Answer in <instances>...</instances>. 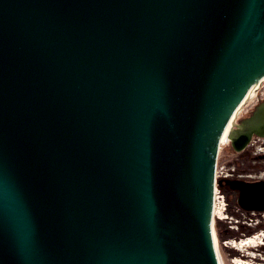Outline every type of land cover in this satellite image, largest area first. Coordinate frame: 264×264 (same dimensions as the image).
<instances>
[{
	"label": "water",
	"instance_id": "obj_1",
	"mask_svg": "<svg viewBox=\"0 0 264 264\" xmlns=\"http://www.w3.org/2000/svg\"><path fill=\"white\" fill-rule=\"evenodd\" d=\"M263 79L264 0H0V264H222L219 140Z\"/></svg>",
	"mask_w": 264,
	"mask_h": 264
},
{
	"label": "rangeland",
	"instance_id": "obj_2",
	"mask_svg": "<svg viewBox=\"0 0 264 264\" xmlns=\"http://www.w3.org/2000/svg\"><path fill=\"white\" fill-rule=\"evenodd\" d=\"M261 90H264V81L258 86L252 100H250L248 104L254 101L253 99L260 94ZM248 104H246L241 110V113L237 117V122L240 121ZM263 152V145L257 147L250 145L242 151H236L231 145V140H229V142L223 143L219 147L216 163L220 171L228 170L231 172L233 176L232 178L246 180L260 179L264 176V168L262 167V162L264 161L258 157L261 156L260 154ZM223 192L227 202L226 212L228 218L217 219L216 217V220L219 222L221 221L223 227L226 226L229 228L225 237L221 239L217 236V247L224 264H235L232 261V258L234 257L246 259L251 264H264V242L257 246L252 244L253 246L250 245L239 248L223 243V240L225 239L234 238L235 240H239L240 238L257 233L264 234V212L244 210L237 204V195L235 191H230L228 193L225 191ZM216 220L215 222H217ZM257 225L260 227H257Z\"/></svg>",
	"mask_w": 264,
	"mask_h": 264
},
{
	"label": "flooded vegetation",
	"instance_id": "obj_3",
	"mask_svg": "<svg viewBox=\"0 0 264 264\" xmlns=\"http://www.w3.org/2000/svg\"><path fill=\"white\" fill-rule=\"evenodd\" d=\"M263 81L264 80H262V82ZM253 100L254 101L248 104L243 116L240 118V121L237 122L238 125H234L235 129L233 130V133L235 134L238 132V130L244 129L250 134V139L247 146H264V90H261L260 94ZM260 155L261 156L257 157L264 161V152ZM262 167L264 168V162H262ZM260 179H264V176H262Z\"/></svg>",
	"mask_w": 264,
	"mask_h": 264
},
{
	"label": "bare ground",
	"instance_id": "obj_4",
	"mask_svg": "<svg viewBox=\"0 0 264 264\" xmlns=\"http://www.w3.org/2000/svg\"><path fill=\"white\" fill-rule=\"evenodd\" d=\"M259 86V85H258ZM257 87H255V89L250 93V95L247 97V99H245V101L243 103H240L239 105H237V107L235 108L232 116H231V119L229 121V124L228 126H225V128L223 129L222 133H221V136H220V140H219V147L223 144V143H227L229 142V140H231L230 138V134L231 132L233 131V125L237 122V117L239 116V114L241 113V110L244 108V106L246 104H248V102L250 100H252V97L254 96L256 90H257ZM236 121V122H235ZM216 216V215H215ZM260 232V231H259ZM218 235H216V232H215V229H214V237H215V240H216V244L218 242ZM234 239V238H233ZM230 240V244L234 247H243V246H257V245H260L262 244L264 241V234L263 233H257V234H253V235H250V236H246L244 238H241L239 240ZM253 244V245H252ZM218 248V247H217ZM219 252V250H218ZM219 256H220V259L222 261V264H224V261L222 259V256L219 252ZM233 262H235V264H251L248 260L246 259H243V258H234L232 260Z\"/></svg>",
	"mask_w": 264,
	"mask_h": 264
},
{
	"label": "built area",
	"instance_id": "obj_5",
	"mask_svg": "<svg viewBox=\"0 0 264 264\" xmlns=\"http://www.w3.org/2000/svg\"><path fill=\"white\" fill-rule=\"evenodd\" d=\"M221 177L232 178L233 176H232V173L229 172L228 170L220 171V169L218 168L217 163H216V165H215L214 197H213V215H214L215 220H216V217H217V219L228 218V214L226 212L227 202H226L225 194L221 190L220 185H218V183L216 182V179L221 178ZM230 240H232V239H225V240H223V243L226 245H231ZM233 240H235V239H233ZM234 258H232V260ZM233 263H235V262H233Z\"/></svg>",
	"mask_w": 264,
	"mask_h": 264
},
{
	"label": "trees",
	"instance_id": "obj_6",
	"mask_svg": "<svg viewBox=\"0 0 264 264\" xmlns=\"http://www.w3.org/2000/svg\"><path fill=\"white\" fill-rule=\"evenodd\" d=\"M220 187H221V190L225 191L226 193H228L230 191H235L236 195H237V191L231 189L228 185H222ZM257 227H260V226L257 225ZM228 231H229V228L226 227V226L223 227L221 221L220 222L219 221L215 222V232H216V235H218L219 238L222 239L223 237H225V235L228 233Z\"/></svg>",
	"mask_w": 264,
	"mask_h": 264
}]
</instances>
